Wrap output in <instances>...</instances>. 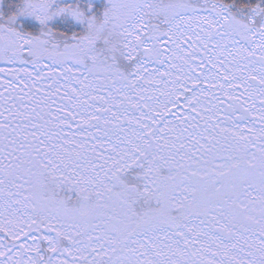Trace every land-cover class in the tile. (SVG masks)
<instances>
[{"label": "snow or ice", "instance_id": "1", "mask_svg": "<svg viewBox=\"0 0 264 264\" xmlns=\"http://www.w3.org/2000/svg\"><path fill=\"white\" fill-rule=\"evenodd\" d=\"M0 264H264V0H0Z\"/></svg>", "mask_w": 264, "mask_h": 264}]
</instances>
